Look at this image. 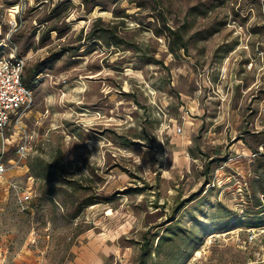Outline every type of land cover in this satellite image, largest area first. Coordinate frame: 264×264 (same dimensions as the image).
<instances>
[{"label": "rangeland", "instance_id": "obj_1", "mask_svg": "<svg viewBox=\"0 0 264 264\" xmlns=\"http://www.w3.org/2000/svg\"><path fill=\"white\" fill-rule=\"evenodd\" d=\"M0 24L40 65L0 264H264L261 0H0Z\"/></svg>", "mask_w": 264, "mask_h": 264}, {"label": "built area", "instance_id": "obj_2", "mask_svg": "<svg viewBox=\"0 0 264 264\" xmlns=\"http://www.w3.org/2000/svg\"><path fill=\"white\" fill-rule=\"evenodd\" d=\"M261 2L264 10V0ZM1 34L0 30V179L7 171L4 162L11 147L15 148V153L22 159H27L31 154L32 148L23 141L22 135L26 119L33 111L35 98L33 88L24 81L27 59L21 54L19 46L11 40L10 35L1 37ZM260 52L264 63V48ZM257 112L256 128L260 130L264 128V98L261 99ZM181 130L179 128V131ZM12 138L18 142H13ZM0 182L1 185L6 183L1 180ZM32 202L33 192L28 189L20 199L19 205L23 211H27Z\"/></svg>", "mask_w": 264, "mask_h": 264}, {"label": "trees", "instance_id": "obj_3", "mask_svg": "<svg viewBox=\"0 0 264 264\" xmlns=\"http://www.w3.org/2000/svg\"><path fill=\"white\" fill-rule=\"evenodd\" d=\"M39 66L40 65H37V66H34V67H32V68H25V75H24V81H25V83L28 85V86H30V87H32L33 88V86L35 85V80H36V72H37V69L39 68ZM162 237L163 236H160L159 237V242H158V246L160 245V242L162 241ZM142 253H141V255H143L144 254V249L145 248H148V242L146 241V242H144L143 244H142ZM143 263V261L141 260L140 261V264H142Z\"/></svg>", "mask_w": 264, "mask_h": 264}, {"label": "bare ground", "instance_id": "obj_4", "mask_svg": "<svg viewBox=\"0 0 264 264\" xmlns=\"http://www.w3.org/2000/svg\"><path fill=\"white\" fill-rule=\"evenodd\" d=\"M98 8H99V7H98ZM196 254H197V255H200V254H201V250L198 249V250L196 251Z\"/></svg>", "mask_w": 264, "mask_h": 264}, {"label": "crops", "instance_id": "obj_5", "mask_svg": "<svg viewBox=\"0 0 264 264\" xmlns=\"http://www.w3.org/2000/svg\"><path fill=\"white\" fill-rule=\"evenodd\" d=\"M112 248H116V247H112Z\"/></svg>", "mask_w": 264, "mask_h": 264}]
</instances>
